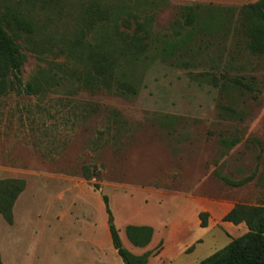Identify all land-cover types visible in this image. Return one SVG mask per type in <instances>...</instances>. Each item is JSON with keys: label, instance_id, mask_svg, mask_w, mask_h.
<instances>
[{"label": "rangeland", "instance_id": "obj_1", "mask_svg": "<svg viewBox=\"0 0 264 264\" xmlns=\"http://www.w3.org/2000/svg\"><path fill=\"white\" fill-rule=\"evenodd\" d=\"M46 1L31 8L0 0V12L22 3L37 24L36 40L54 45L42 59L22 50L24 82L43 68L45 91L0 99V180L26 182L13 224L0 214L2 263L123 264L103 196L123 246L146 264H199L245 234V224L223 217L236 204L264 205V57L234 45L232 33L219 47L207 37L187 40L197 27L245 31L241 7L257 0H163L148 55L126 59L108 91L58 85L69 61L60 49L77 34L80 4ZM218 6L231 9L220 26ZM190 12L199 17L195 28L184 24ZM204 73L240 76L256 91L194 78ZM124 81L136 95L116 91ZM84 166L93 168L88 179ZM249 176L243 187L222 180ZM128 226L151 227L150 243L134 246Z\"/></svg>", "mask_w": 264, "mask_h": 264}, {"label": "trees", "instance_id": "obj_2", "mask_svg": "<svg viewBox=\"0 0 264 264\" xmlns=\"http://www.w3.org/2000/svg\"><path fill=\"white\" fill-rule=\"evenodd\" d=\"M25 1L31 5V8L36 4L45 6L48 3L46 0ZM77 1L80 4V13L75 18L78 31L74 39L63 44L60 49L69 61L61 65L62 77L58 85H76L88 90H111L114 86L115 74L122 68L126 59L129 57L141 59L148 55L155 32L154 23L157 13L166 3L163 0ZM21 4L18 2L16 6L7 5L4 11L0 12V99L11 94L35 97L43 93L45 91L43 88L47 85L43 68L39 69L37 76L31 82L25 83L22 78L23 48L42 59L47 46L49 50H53L54 45L46 42L47 46L43 47L45 42L36 40L39 36L37 24L21 8ZM215 8L217 23L219 26L224 25V20L229 16L231 9L220 6ZM206 10L204 12L212 13L210 8ZM239 14L249 23L248 29L241 32L237 29L224 32L221 26L215 28L209 26L204 29L197 27L199 17L196 19V14L190 12L184 24L186 27H197V30L193 38L187 40L188 44L197 42L196 37H199L200 43L205 42L204 38L207 37L210 39L208 42L219 47L227 40V34L232 33L236 45L242 46L245 43L251 56L264 57V0L244 4ZM204 17L211 18L210 15ZM217 39L220 41L218 42ZM194 78L215 87H221L228 82L249 92L256 91L240 76H231L224 81L221 77L204 73ZM115 89L123 95L137 94L136 87L125 81L118 83ZM92 171L91 166L82 168L86 179L91 177ZM222 180L229 186L243 187L253 180V176L240 181L226 177ZM25 188L26 182L21 179L0 180V214L9 225L14 222L13 209ZM102 200L107 214L111 242L123 264H146L144 258L132 255L123 246L119 231L113 222L108 197L103 196ZM207 216V213L200 214L202 228L207 227ZM223 222L235 226L245 224L248 231L199 264H264V205L236 204L223 217ZM126 232L129 240L136 247H145L153 236V229L148 226H128ZM0 264H3L1 255Z\"/></svg>", "mask_w": 264, "mask_h": 264}, {"label": "crops", "instance_id": "obj_3", "mask_svg": "<svg viewBox=\"0 0 264 264\" xmlns=\"http://www.w3.org/2000/svg\"><path fill=\"white\" fill-rule=\"evenodd\" d=\"M258 1V0H257ZM256 2V1H255ZM232 39L234 40L233 42H234V45H236V42H235V39L232 37ZM217 41L219 42L220 41V39H217ZM222 41L223 40H221V43H222ZM214 42V41H213ZM225 42V41H224ZM215 43V42H214ZM222 45H223V43H222Z\"/></svg>", "mask_w": 264, "mask_h": 264}]
</instances>
